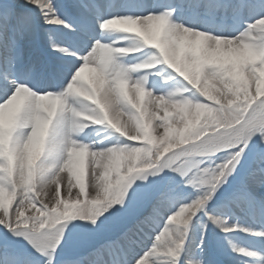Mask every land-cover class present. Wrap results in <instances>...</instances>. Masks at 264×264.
I'll use <instances>...</instances> for the list:
<instances>
[{"label": "snow or ice", "instance_id": "snow-or-ice-1", "mask_svg": "<svg viewBox=\"0 0 264 264\" xmlns=\"http://www.w3.org/2000/svg\"><path fill=\"white\" fill-rule=\"evenodd\" d=\"M0 264H264V0H0Z\"/></svg>", "mask_w": 264, "mask_h": 264}, {"label": "bare ground", "instance_id": "bare-ground-1", "mask_svg": "<svg viewBox=\"0 0 264 264\" xmlns=\"http://www.w3.org/2000/svg\"><path fill=\"white\" fill-rule=\"evenodd\" d=\"M118 27H120V26H118ZM125 27H132V28L138 30L141 26H138V25H131V26H125ZM84 78H85L86 80H97V73H95V72H91V71H88V72H86V73L84 74ZM147 100H148V98L145 97V98H144V104H145V106H147ZM88 171H89V169H88V167L86 166L85 169H84V183H85V187H87V188H88V175H87V174H88ZM74 172H75L76 174H79V173H80V167H79L78 165L74 168ZM62 175H67V173H64V174H62ZM60 187H61V192L63 193V191H64V186L61 185ZM78 187H79V186H77L76 188H74L73 191H74V192L77 191V190H78ZM234 240H235L238 244H249V243H254V242H251V241L249 240V238H248V237H245V236H236V237H234Z\"/></svg>", "mask_w": 264, "mask_h": 264}, {"label": "rangeland", "instance_id": "rangeland-1", "mask_svg": "<svg viewBox=\"0 0 264 264\" xmlns=\"http://www.w3.org/2000/svg\"><path fill=\"white\" fill-rule=\"evenodd\" d=\"M179 149L178 148H176V147H173L172 149H171V151H178ZM45 151H46V147H45ZM170 154V153H169ZM41 159H43V155L41 156ZM37 163H39V161H37ZM86 188V190H87V187H85ZM78 191V190H77ZM62 193V192H61ZM63 194V193H62Z\"/></svg>", "mask_w": 264, "mask_h": 264}]
</instances>
